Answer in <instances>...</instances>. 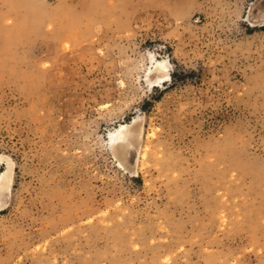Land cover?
<instances>
[{"label":"rangeland","instance_id":"374dc122","mask_svg":"<svg viewBox=\"0 0 264 264\" xmlns=\"http://www.w3.org/2000/svg\"><path fill=\"white\" fill-rule=\"evenodd\" d=\"M263 6L0 0V264H264Z\"/></svg>","mask_w":264,"mask_h":264},{"label":"bare ground","instance_id":"6f19581e","mask_svg":"<svg viewBox=\"0 0 264 264\" xmlns=\"http://www.w3.org/2000/svg\"><path fill=\"white\" fill-rule=\"evenodd\" d=\"M263 4V3H262ZM251 23V25L254 26H262L264 25V6L260 7L257 9L256 14L254 17L248 19ZM151 67H154L152 72L147 75L145 79L146 86H160L164 84L165 81H167L170 77V72L169 69L164 61H157L152 59L150 61ZM125 123H120L119 127L110 129L108 131V138L109 142L111 144V149L116 151L114 149L113 144H115L116 141L118 140H124L128 137V135L132 132H138L141 135V130L138 127V129H131V130H124ZM114 131H117V136H114ZM123 148L119 147L118 149ZM129 157L131 160L136 159V151L134 150H129ZM118 165L120 167H124L123 162L117 158ZM126 168V167H125ZM0 181H1V186H0V210L4 208L10 198V191H11V183H12V164L8 161L7 162V167L6 170L0 175Z\"/></svg>","mask_w":264,"mask_h":264}]
</instances>
